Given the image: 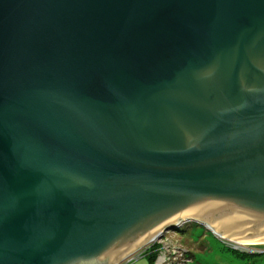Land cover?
Segmentation results:
<instances>
[{
  "label": "water",
  "instance_id": "95a60500",
  "mask_svg": "<svg viewBox=\"0 0 264 264\" xmlns=\"http://www.w3.org/2000/svg\"><path fill=\"white\" fill-rule=\"evenodd\" d=\"M190 223L264 241V0H0V264Z\"/></svg>",
  "mask_w": 264,
  "mask_h": 264
},
{
  "label": "rangeland",
  "instance_id": "374dc122",
  "mask_svg": "<svg viewBox=\"0 0 264 264\" xmlns=\"http://www.w3.org/2000/svg\"><path fill=\"white\" fill-rule=\"evenodd\" d=\"M184 226L186 224L166 232L161 240L153 244L159 248L153 264H264V245L225 243L201 226L193 228L189 234H179L178 231ZM230 249L252 256L239 259ZM145 251L127 260V264H149Z\"/></svg>",
  "mask_w": 264,
  "mask_h": 264
},
{
  "label": "trees",
  "instance_id": "16d2710c",
  "mask_svg": "<svg viewBox=\"0 0 264 264\" xmlns=\"http://www.w3.org/2000/svg\"><path fill=\"white\" fill-rule=\"evenodd\" d=\"M198 227H199L198 225L192 223V224H190V225H186V226H184L183 228H181V229L178 231V233H179V234H183V235H184V234H189V233L192 232V229H193V228H198ZM223 245H225V244L223 243ZM228 246H229V245H228ZM225 249L228 250L226 245H225ZM158 251H159V248L156 247L155 245L150 246V247L145 251V256L148 258V260H149V264H153V263H154V259L156 258ZM230 251H231V249H230ZM231 252L234 253L235 256L238 257L239 259H244L245 257L247 258V257H251V256H252V255H246V254L241 253V252H234V251H231ZM258 255H261V254H254L253 256H258Z\"/></svg>",
  "mask_w": 264,
  "mask_h": 264
},
{
  "label": "bare ground",
  "instance_id": "6f19581e",
  "mask_svg": "<svg viewBox=\"0 0 264 264\" xmlns=\"http://www.w3.org/2000/svg\"><path fill=\"white\" fill-rule=\"evenodd\" d=\"M232 241V240H231ZM234 244L238 243L239 245H247V246H252V245H264V241H260V242H248V243H241V242H235L233 241Z\"/></svg>",
  "mask_w": 264,
  "mask_h": 264
},
{
  "label": "built area",
  "instance_id": "2783aa9c",
  "mask_svg": "<svg viewBox=\"0 0 264 264\" xmlns=\"http://www.w3.org/2000/svg\"><path fill=\"white\" fill-rule=\"evenodd\" d=\"M128 263V261H126L125 263H123V264H127Z\"/></svg>",
  "mask_w": 264,
  "mask_h": 264
}]
</instances>
